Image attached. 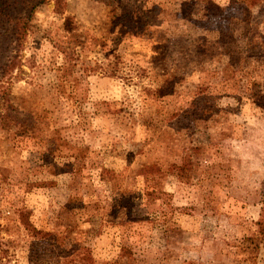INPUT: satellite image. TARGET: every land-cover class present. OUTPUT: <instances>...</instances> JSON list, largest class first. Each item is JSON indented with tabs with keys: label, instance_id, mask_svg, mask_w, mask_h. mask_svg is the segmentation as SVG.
<instances>
[{
	"label": "rangeland",
	"instance_id": "rangeland-1",
	"mask_svg": "<svg viewBox=\"0 0 264 264\" xmlns=\"http://www.w3.org/2000/svg\"><path fill=\"white\" fill-rule=\"evenodd\" d=\"M8 27L0 264H264V0H49L19 50Z\"/></svg>",
	"mask_w": 264,
	"mask_h": 264
},
{
	"label": "trees",
	"instance_id": "trees-1",
	"mask_svg": "<svg viewBox=\"0 0 264 264\" xmlns=\"http://www.w3.org/2000/svg\"><path fill=\"white\" fill-rule=\"evenodd\" d=\"M49 0H0V25L7 24L9 27L4 31L3 42L6 49L14 45L19 50L26 39L35 9ZM61 5L63 0H55ZM16 57L10 62L1 61L0 68L8 72L16 66ZM264 229V220L262 221Z\"/></svg>",
	"mask_w": 264,
	"mask_h": 264
}]
</instances>
